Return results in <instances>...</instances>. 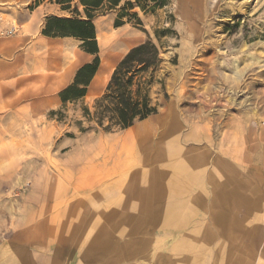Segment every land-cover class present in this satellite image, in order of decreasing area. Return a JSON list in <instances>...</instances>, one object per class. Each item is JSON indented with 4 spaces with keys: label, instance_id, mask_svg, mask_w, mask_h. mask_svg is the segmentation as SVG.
I'll return each mask as SVG.
<instances>
[{
    "label": "rangeland",
    "instance_id": "374dc122",
    "mask_svg": "<svg viewBox=\"0 0 264 264\" xmlns=\"http://www.w3.org/2000/svg\"><path fill=\"white\" fill-rule=\"evenodd\" d=\"M130 1L95 13L98 76L64 103L95 55L42 31L48 16L86 18L80 0H0V264H30L72 231L83 241L65 216H88L105 188H118L121 208L129 190H151L150 223L166 222L142 233L151 264H264V0ZM147 40L162 58L157 112L128 129L89 121L85 108ZM162 202L168 212L152 210ZM179 237L182 257L169 249Z\"/></svg>",
    "mask_w": 264,
    "mask_h": 264
},
{
    "label": "trees",
    "instance_id": "16d2710c",
    "mask_svg": "<svg viewBox=\"0 0 264 264\" xmlns=\"http://www.w3.org/2000/svg\"><path fill=\"white\" fill-rule=\"evenodd\" d=\"M40 1L43 0H39ZM64 9L72 7L73 0H55ZM122 0H80L86 18L48 16L43 34L47 36H73L82 40L88 54L95 55L92 61L84 63L76 72L75 79L60 92L64 103L76 101L87 95L88 88L101 65L96 27L93 22L95 13L105 5L118 6ZM153 2L155 7H163L168 0H136ZM128 4H132L129 0ZM76 11H79L76 7ZM79 13V12H78ZM159 46L147 40L132 47L119 61L107 85L105 93L96 99L94 111L85 108V116L107 129H128L148 119L157 112L152 104L151 87L157 80L162 58Z\"/></svg>",
    "mask_w": 264,
    "mask_h": 264
},
{
    "label": "crops",
    "instance_id": "0c3cea01",
    "mask_svg": "<svg viewBox=\"0 0 264 264\" xmlns=\"http://www.w3.org/2000/svg\"><path fill=\"white\" fill-rule=\"evenodd\" d=\"M81 65V64H80ZM79 65L77 66V68ZM95 75L91 85L96 80ZM100 83V82H99ZM90 85V86H91ZM145 121V120H144ZM134 127V126H132ZM112 180V178H111ZM111 188H114L110 186ZM106 189V188H105ZM99 189L98 194H94L100 202L95 206V210L89 211L88 216L78 214V212H72L74 214L67 215V221L64 226L71 229H83V233L86 235L84 240L80 241L75 234L70 233L66 239L65 244L52 241L53 236L48 235L47 241L50 246L46 247L40 256L35 257L34 254L29 258L30 264H151L150 261H146L147 255L143 252V247L139 248V245H143L147 240L141 237L147 228L151 224L155 227L161 228L166 226L165 217L158 215L157 222L150 223L151 212V190L148 188L140 189V197L137 196L138 188L135 190H129V194L125 197L123 207H119L117 192L115 190ZM123 191V190H121ZM136 196V197H135ZM163 196V195H161ZM137 199H135V198ZM160 197V196H159ZM103 198H105L103 200ZM108 198V199H106ZM134 198V199H133ZM152 210L161 214L168 212L167 205L161 203V205H153ZM175 209V208H174ZM197 210V208H195ZM92 214V215H91ZM94 217V220L91 219ZM86 218V219H85ZM156 218V216H155ZM99 220V221H98ZM96 222V223H95ZM104 223V225H103ZM68 224V225H67ZM161 225V226H160ZM45 229V227H43ZM106 229L104 234L98 233L100 229ZM49 229V228H48ZM163 230H166L163 228ZM166 237V236H163ZM167 238V237H166ZM170 242V252L174 253L178 257H182L181 246L187 245L186 242L181 240V237ZM137 245V247H135ZM167 252L171 257L173 254ZM167 255V254H166ZM166 256L167 260L171 259ZM22 258H17V263H22ZM27 263V262H26ZM165 264V263H163ZM169 264V263H166ZM175 264H182V259L176 261Z\"/></svg>",
    "mask_w": 264,
    "mask_h": 264
},
{
    "label": "bare ground",
    "instance_id": "6f19581e",
    "mask_svg": "<svg viewBox=\"0 0 264 264\" xmlns=\"http://www.w3.org/2000/svg\"><path fill=\"white\" fill-rule=\"evenodd\" d=\"M13 29H16V27L14 26V28ZM253 62V61H252ZM111 74V73H110ZM237 74H239V73H237ZM100 75V74H99ZM98 76V75H97ZM238 76V75H237ZM103 77H106V78H104V81H103V83H105L106 81H107V79H109V76L105 73L104 75H103Z\"/></svg>",
    "mask_w": 264,
    "mask_h": 264
}]
</instances>
